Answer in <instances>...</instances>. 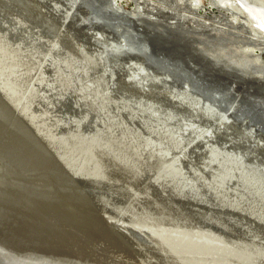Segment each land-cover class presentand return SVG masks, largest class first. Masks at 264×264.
I'll list each match as a JSON object with an SVG mask.
<instances>
[{
	"label": "water",
	"instance_id": "obj_1",
	"mask_svg": "<svg viewBox=\"0 0 264 264\" xmlns=\"http://www.w3.org/2000/svg\"><path fill=\"white\" fill-rule=\"evenodd\" d=\"M57 16L41 14L33 29L21 22L12 27L0 22V34L7 36L17 31V36H11L13 43L30 51L23 55L32 56L29 61L34 63L25 70L23 57L14 60L5 54L3 44L0 46V184L6 178L2 172L14 173L10 181L13 191L4 188L2 193L0 189V223L11 216L10 211L38 210L43 213L41 219L55 225L80 229L84 224L81 221L87 220L101 223L107 232H113L103 218L135 220L129 212H120L121 208L131 206H115L125 202L129 194L138 196L136 188L145 200L133 196L134 212L179 215L183 217L177 221L181 225H201L210 232L220 231L222 236L231 235L232 230L240 232L245 223H256L257 229L264 230V183L251 178V173L243 176L242 169L229 174L226 171L224 175V168L231 162L219 151L228 153L226 132L214 130L211 136L203 128H178L181 123L174 119L177 109L172 101L150 96L145 91L146 83L128 78L127 70L115 62L117 52L106 47V38L94 40L75 24L61 26ZM46 22L54 25L50 32L40 30ZM93 42L98 44L96 49L100 46L104 52H92ZM3 57L8 61L4 62ZM150 75L151 80H147H156V75ZM160 116H167L161 124L174 128L170 137L180 138L179 144H166L157 125H151ZM107 122L113 124L111 129L105 127ZM122 128L127 129V142L141 139L142 146L150 148L146 153L143 147L144 158L149 154L154 159L162 158L164 163L159 169L153 172L141 166L137 170L113 158L101 138L116 135ZM188 133L195 136L191 141ZM60 136L68 138L61 146ZM71 141L73 146L69 148L67 143ZM258 152L249 151L247 154L254 161L246 163L264 162ZM167 158H171L169 163ZM236 166L232 163L230 168ZM261 169L264 171V167ZM149 192L154 198L149 197ZM111 204L116 205L112 208ZM154 218L170 221L160 216Z\"/></svg>",
	"mask_w": 264,
	"mask_h": 264
},
{
	"label": "bare ground",
	"instance_id": "obj_2",
	"mask_svg": "<svg viewBox=\"0 0 264 264\" xmlns=\"http://www.w3.org/2000/svg\"><path fill=\"white\" fill-rule=\"evenodd\" d=\"M173 1H175V3H176V0H173ZM195 1H196L195 3L197 4L198 1L202 2L203 0H195ZM73 4H76V3L74 2ZM211 5L214 6L215 8L223 10L225 12H223L221 14L222 16H221V19L219 21H217L218 23L216 22V23L207 24L206 22H202L203 28L206 27L207 29L209 28V29H212L215 31H224L226 33L227 31H230V29L232 27L234 28L235 22H239L238 25L235 26V28L236 27L237 28L238 27L243 28V27H245V25L247 23H251V24H249L251 27V31H248L246 33L247 35L245 36L246 38H248L249 44L245 45L246 48L244 51H247L249 53H253L256 60H259L261 58V55L264 52V0H211ZM89 6H91V4ZM113 6H114V4H113ZM161 8L164 10L163 7H161ZM58 9H59V7H58ZM117 9L119 11H122V13L124 14V15L122 14V17L120 16V19H123V16H125L127 18L132 17L130 14H133V13H131L130 11H125L121 7H118ZM94 10H95V8H94ZM136 13H137V11H136ZM110 14H108L106 16L104 13V15L106 17H108L110 19H115V18H112L110 16ZM134 14H135V12H134ZM128 15H130L131 17L130 16L128 17ZM59 16L60 15L58 14V17ZM61 16H60V18H61ZM82 16H83V13H82ZM112 16H113V14H112ZM174 17H176V16H174ZM229 17H232L233 20ZM74 18L78 20V21L75 20L78 23V24L76 23L77 25L81 24V23H79V18L77 16V14L74 16ZM149 18H151V17H149ZM240 18L242 20H240ZM12 19L13 18H9L7 16H1L0 22H3L5 24L7 23L12 27L13 25L10 23V20H12ZM116 19H119V18H116ZM172 19H175V18H172ZM181 19H183V18L181 17ZM14 20L16 22L18 21L15 18H14ZM102 20H104V19H102ZM60 21L62 22L63 20H60ZM136 21L137 20H135V22ZM241 21H243V22H241ZM19 22H21L22 25L25 24V26L31 27L32 29L34 27H36L33 24H30L28 22L26 23L25 21L24 22L18 21V23ZM182 22H183V20H182ZM120 23H122V21H120ZM50 24L51 23H49V25ZM118 24H119V22H118ZM118 24H115V25H118ZM230 24H232V27L231 26L229 27ZM62 25H65V23L64 24L62 23ZM166 25L168 28H171L174 26H179L178 22L176 23L175 20L174 21H167ZM79 27H81V26L79 25ZM84 27H83V29H84ZM137 27H139V26H137ZM42 28L43 29L40 28V30H42V32L43 31L50 32L51 31L50 28L52 29V27L49 28V27H47V25H44V27H42ZM46 28H48V29H46ZM91 29H89V30H91ZM94 30H96V29H94ZM100 30L103 31V29H100ZM239 30H242V29H239ZM90 33H91V31L88 32V36ZM95 34H93V35H95ZM97 34H98V32H97ZM106 35H107V33H106ZM7 36L6 35L4 36L3 33L0 34V46L3 44V48H5V50H6L5 54H7V53L10 54L9 56L14 58V60L15 59L20 60L23 57V67L25 70L28 69L30 66L34 65V63H31L29 61L30 59L32 60V56H30V58H27L24 56L27 53L29 54L30 51H26L21 45L16 46L17 44L13 43L12 37L9 34H7ZM90 36H91V34H90ZM237 36H241V34L237 33ZM94 37L95 38L96 37L101 38L102 36L99 37V34H98V36H94ZM237 38H239V37H237ZM70 43H68V44H70ZM93 43H91V44H93ZM121 43H123V42H121ZM138 46L139 45H137V47ZM111 49H113V48H111ZM130 49H131V46H130ZM134 50H136V48ZM116 51L119 52V50H116ZM24 52H26V53H24ZM88 54L90 56L91 55L96 56V57L98 56V54H94V53L93 54L88 53ZM120 54H122V53H120ZM128 58H129V56H128ZM3 59H4V62L8 61V58L6 59V57H3ZM126 59H127V57H126ZM160 60H162V59H160ZM115 61H116V59H115ZM121 61H124V60H121ZM121 61H120V63H121ZM136 62H138V61H136ZM166 63H167V61H166ZM122 64H124V63H122ZM155 64H153V65H155ZM157 66L158 65L156 64V67ZM123 67H125V66H123ZM174 67H175V64H174ZM130 69H132V68H130ZM159 70H160V68H159ZM145 73H146V71H145ZM137 74H138V72H137ZM143 74H144V72H143ZM182 75L186 76L187 74L184 75V73H182ZM129 76H130V74H129ZM147 77H149V76H147ZM157 77H158V75H157ZM166 77L168 78L169 76H166ZM136 78H137V80L141 79L140 83H142L143 82L142 80H144V79H142L143 78L142 75L139 77L137 76ZM134 79H135V77H134ZM147 79H149V78H146V81H148ZM176 79L178 80V78H176ZM156 80H157V78H156ZM157 81L159 82V79ZM195 81L196 80H194V82ZM197 81H199V80H197ZM138 82H139V80H138ZM148 82H150V81H148ZM191 82H192V80L190 81V83ZM160 83H162V82L160 81ZM155 84L157 86H159L157 83H154V85ZM194 84H197V83H194ZM152 85H153V83H152ZM157 88H158V90L156 92L158 95V92H160V90H159V87H157ZM150 90H152V89H150ZM92 91L94 92L95 90H92ZM181 92H182V89H181ZM187 92L188 91H185V92L183 91L180 95L181 96L180 99L184 104H186L187 107L190 108V110H193V112H196L197 116H199L201 118L205 117V118H208L210 120L211 119H213V120L217 119L218 116L216 117L215 111L209 110L210 109L209 107L206 108V106H204L202 104V100H201L202 98L201 99H199V98L195 99L196 97H194L193 95H190ZM126 94H130V96H131V93H126ZM178 94H180V93H178ZM206 94H205V96H206ZM154 95L155 94H153V96ZM225 95H227V94H225ZM119 96L121 97V94H119ZM159 97H160V95H159ZM159 97H158V100H159ZM212 97H214V96H212ZM216 97H218V96L216 95ZM165 99H167V97ZM208 99H210V98H208ZM118 100H120V99H118ZM168 101H169V99H168ZM116 102H117V100H116ZM193 104H195V106ZM253 105H251V106H253ZM255 106L258 108V105L255 104ZM181 107H183V106H181ZM254 109H253V111H255ZM178 111H179V109H177V111H176L177 112V114H175L176 117L179 116L178 113L182 112V111H180V112H178ZM259 111H257V112H259ZM261 112H262V109H261ZM263 116H264V112H263ZM158 118H157V120H158L157 123H154V124L151 123V125L154 126L156 124L158 126V127L156 126V128L159 129L158 132H159V134H161L159 136L162 139H164V141L168 145L169 144H175V143L179 144L178 140H180V138L172 136V138H173L172 139L170 137V134H173L171 130H174V128H172V126L168 127V126L161 124L162 123L161 119L167 120L168 118H166V116H163L161 119H158ZM205 118H203L204 121H205ZM254 119H256V118H254ZM196 124L193 123L192 121H190L189 123H187L185 125L180 124L178 126V128L180 127V129L183 130L184 128L193 127L191 129H195V128L199 127L198 123H196ZM222 124L224 125V124H226V122L224 121V122H222ZM111 125H113V124H108V122H107L105 124V127L107 129H111V127H109ZM186 126H191V127H186ZM219 126H221V125H219ZM200 129H202V128H200ZM126 130L127 129H124V128L118 129L117 134H119V135L116 134L117 135L116 136L114 134L113 136H105V137L101 138L102 143L109 146V149L112 152L113 158L122 162L124 165L136 167L137 170L138 169L140 170L141 166L147 167V169L152 170L153 172H155L157 169H159L162 162L164 163V161H162V158H160V157L157 158L155 156V159H154L153 155H151V154H149L148 157L145 156V158H144L143 152H142V149L144 147V146H142L143 145L142 140L137 139V141H135V142H132V141L127 142L125 140L126 134H127ZM220 130H221V128H220ZM212 131H214V130H212ZM216 131H217V129H216ZM189 135L191 137V134H189ZM80 137L83 138L84 136H80ZM225 138H227L225 141H227L228 143L235 141V140L233 141L231 136H230V138H231L230 140H228L229 136H226ZM241 138L244 139V137H241ZM67 140H68L67 136H60V138L58 140L59 145L61 146L62 143L65 144V142ZM124 140L126 142L123 144ZM240 141H241V139H240ZM236 142H238V140H236ZM245 142L244 143L239 142V143H242L245 145ZM71 144H73L72 141L67 143L69 148H71L73 146V145L71 146ZM212 145L214 147L218 148V146H215L216 145L215 143H212ZM74 146H75V144H74ZM227 147L228 146L226 145L225 149H227ZM248 148H249V146H248ZM149 149H150L149 147L145 146L144 152L147 153V151H149ZM228 150H230V149H228ZM219 151L222 155L227 156L231 160L230 165H232V163H235V165H238V166H236V168L234 167L232 169L230 168V165H226V167L224 168L225 173H226V171H229V172H227L228 174L233 173L234 169H236V170L242 169L244 172L247 171L244 169V168H246L245 165L243 163L240 164L239 161L237 160L240 158L235 159L234 158L235 156L231 157L230 154H228V153L225 154V152L221 149H219ZM65 153H67V152H65ZM232 153H235V152L232 151ZM247 153H249V151ZM247 153L246 152L244 153L245 156L248 155ZM178 154H180V152ZM244 154H243V156H244ZM64 155L66 156V154H64ZM237 157H238V155H237ZM223 159H221V160H223ZM170 160H171V158H167L166 162L169 163ZM221 160H219V161H221ZM225 160H226V158H225ZM221 165L223 166L222 161H221ZM1 167H5V166H1ZM169 168L174 169L175 167L170 166ZM250 169H251V167H250ZM242 170L240 172L242 173L243 176L248 175L247 174L248 172L243 173ZM249 171H251V170H249ZM254 171H256V170H254ZM2 173L6 177V178H4V181H3L6 183V185L3 182H2V184H0V189H1L2 193H5V191H7V189L13 191L12 190L13 185L10 186V184H12V182H10V181L13 179L12 177L14 176L13 175L14 173H10V172L9 173L2 172ZM227 173L224 175H227ZM16 178H18V176H16ZM21 178H23V177H21ZM251 178L258 179L259 181H261V183L263 185V183H264V171L261 169L255 173L251 172ZM24 179H27V178H24ZM36 179H38V178H36ZM4 188H5V191H4ZM134 191L139 193L138 196L129 194L130 196L125 199V202H122V204L119 203L117 205L111 204V207L114 208V205H116L115 207L120 209L121 207H123V205L131 206V207L121 208L120 212H122V211L129 212L130 215L135 216L134 217L135 220H133V219L132 220H125L123 218H118V217H108V218L104 217L103 218L104 221L106 220L107 222H109V224L111 225L110 227L114 229V230H111L113 232H107L109 230H107L106 228L101 226V223L99 224L97 222H91V221H87V220L81 221L82 224L84 223L83 225L79 226L81 230L78 227H74L75 229H72V228H68L66 225L65 226L55 225L56 224L55 222H50V223L45 222L43 219H41V216L43 215V213H41L38 210L37 211L34 210L35 212H33V213L28 212L29 210L26 212H23L24 210L23 211L17 210L16 212L10 211L11 216L8 217L4 223H0V264H264V262H261L262 260H264V230H261L260 228L257 229L256 223H254V224L245 223V225L242 227V230L240 232L232 230L231 232H229V234H231V235L223 234L224 236H226V237H224L220 233H218L220 231H211V232H213V233H211L209 228L202 227L201 225H193V224L190 225L188 222H187L188 224H186V225H181V224L177 223V221H179L178 219L183 218L179 215H176V216L169 215V214H167V212H162V211H158V213L155 212L154 214L152 213L150 215H147V214H145V212L140 211V210H137L136 212H134L132 208H134L136 205H134V202L132 200L133 196L135 199L145 200L142 198V195L140 194L142 192H140L136 188H134ZM149 194H150L149 197L154 198V197H152L150 192H149ZM107 201H110L112 203L111 200L107 199ZM107 201L105 200V202H107ZM0 205L2 206L3 203L1 204V202H0ZM146 205L148 206L149 204L147 203ZM144 209H146V207ZM153 215H154V217L160 216V217H162V219L163 218L164 219L169 218L170 219L169 222H174V224L169 223V222L164 221V220L163 221L153 220V219H155L153 217ZM16 220H17V222H16ZM258 221L260 222L261 220L259 219ZM258 221H257V223H259ZM139 225H143V226H139ZM119 229L125 233H121L120 231H118ZM101 231H103V232H101ZM246 235H249L250 237H248ZM228 236H229V239L227 238ZM230 240H232V241H230ZM253 242H255V243L253 244ZM242 243L250 244L254 248H252V247L250 248L249 246H245ZM3 244H5V245H3ZM6 245H8V246H6ZM11 247L15 248V249H11ZM39 251H41V252H39ZM251 258H253L255 261L252 260ZM255 258L256 259L259 258V260H256Z\"/></svg>",
	"mask_w": 264,
	"mask_h": 264
},
{
	"label": "rangeland",
	"instance_id": "obj_3",
	"mask_svg": "<svg viewBox=\"0 0 264 264\" xmlns=\"http://www.w3.org/2000/svg\"><path fill=\"white\" fill-rule=\"evenodd\" d=\"M74 2L76 4H73ZM195 2V0H176V3L173 0H0V17L7 16L9 18H13L12 20H10V23L13 26L14 24H16L14 18L18 21H25L26 23L28 22L36 26V21L34 20H36V17H39L41 14H45L47 16L59 14L60 16L62 15L61 18L60 16H57V18L63 20V22L59 21V23L61 22L60 25H62V23H65L68 27L69 23H77L76 21L78 20L74 18V16L77 14L79 23H81L79 24L81 27L77 25L78 23L76 24V26L79 27L78 30L81 29V32H87L86 35H88V32L91 31V36L89 34V37H93L94 40H96L97 38L98 40L100 39L99 41H103V38H106V40H108L107 42L110 44L109 45L106 42V45L108 44L106 47H109L110 49L113 48L111 49V51L118 53L117 55H119L120 60L117 56L115 58V62L119 65L121 64L125 66L122 68L124 70L127 69V72L130 74L129 76V74L125 72L126 75L128 74L127 77H135V79H137V76L139 77L142 75V79L144 80H142L143 82H141L143 84L144 82L147 84L148 90H145L146 92H149H147V94H149L150 96H153V94L157 95L156 91L158 90L157 87H159L160 92H158V96L161 95L160 97H164L163 99L167 101L169 99L170 101H172L171 105L175 106L174 108L178 107L177 109H179V112L182 111L178 113V117L174 118H177L176 121L178 120L181 124L184 125L189 123L190 121L195 124L198 123V128H203V132L206 131L208 132V135L211 136L216 131V129L217 131L221 132L225 131L226 134H228L227 136H229V139H231V136L233 141L235 140L234 142L229 143L226 149L228 151V154H230L231 157L235 156V159L240 158L237 159L240 164L243 163L244 165L246 164L250 166L251 169L246 165L245 167L247 169L244 168L248 171V173H255L258 170H261L262 167H264V163L261 162L255 164L253 162L252 164H248L246 162L253 160V157L248 155L245 156L244 153H247L251 150L255 152L259 151L258 153H260L261 158L264 160V52L261 55V58L259 60H256L253 53L244 51L246 48L245 45L249 44L248 38H246L245 36L247 35L246 33L248 31H251V27L249 25L251 23H247L245 25V27L247 26L246 28H235V26L238 25L239 22L234 21V28L232 27V24H230L229 27L231 26L232 28L226 33L224 31H215L209 28L207 29L206 27L203 28L202 22H206L207 24L216 23L221 19V14L225 11L212 6L211 0H203L202 2L198 1L197 4ZM112 3L114 4V6ZM90 4L91 6H89ZM118 7H121L123 10L133 13L130 14L132 17L128 15V17L130 16L131 18L123 16V19H120V16L122 17L123 13L122 11H119L117 9ZM161 7H163L164 10ZM54 12H56V14ZM106 12L108 14L111 13L110 16L112 18H119L120 20L110 19L106 17L108 15ZM33 13L35 14L33 15ZM104 13L106 16L104 15ZM181 17L183 19H181ZM229 18L233 20L232 17ZM134 19L137 21L135 22ZM174 20L176 23L178 22L179 26L168 28L166 22ZM240 20L242 19L240 18ZM120 21H122V23H120ZM46 25L49 28H53L52 23L50 24L51 26L49 25V23H47ZM137 26H139L140 28ZM94 29H96L97 31ZM98 29H103V31H99ZM13 32L14 31H11L9 35H18L17 31H15L14 33ZM97 32L99 34V37L102 36L101 38L94 37L98 36ZM236 32L241 34V36H237ZM66 38L68 37H65V39ZM83 45L86 46L87 44L83 43ZM90 45H94V47L98 46V44L96 45L94 43ZM137 45L139 46L137 47ZM135 48L136 50H134ZM102 50V47L100 48L99 46V49H95L93 52H98L99 54L100 52H104V50ZM116 50H119V52L122 53L123 56ZM121 56L124 57L125 62L121 61L123 60ZM155 63L158 65V68L156 67ZM129 67L132 69H130ZM136 71L138 72V74ZM182 73H184V75H187L183 76ZM150 74L156 76L158 75V77L154 76V78H157V80L159 79V82H156L153 79L152 80L154 82H148L149 80L146 81V78H148L147 76H151ZM166 76L169 77L167 78ZM176 78H178V80ZM193 79L196 81L194 82ZM138 80L140 82L141 79ZM191 80L192 82L190 83ZM197 80L201 81L199 82ZM160 81L162 83H160ZM155 82L159 86H157L156 84L155 86ZM181 89L182 92L188 91L187 93L196 97L195 99L202 98V104L206 106V108L209 107V110H214L216 117L218 116L217 119L210 120L203 117L205 118L204 121L203 118L197 116L196 112L190 110V108L181 101ZM205 94L207 97L205 96ZM215 94L218 97H216ZM166 97L167 99H165ZM255 104L258 105V108L255 106ZM193 105L195 106V104ZM253 109L255 111H253ZM174 114H177V112H174ZM162 117L160 116L158 119H161ZM253 117L256 119H254ZM224 121L226 122V124L223 125L222 122ZM194 137L195 136L191 137L190 141L194 139ZM241 137H244V139ZM236 140H238V142H236ZM239 142H245V145ZM232 151L235 153H232ZM225 154H227V152H225Z\"/></svg>",
	"mask_w": 264,
	"mask_h": 264
}]
</instances>
